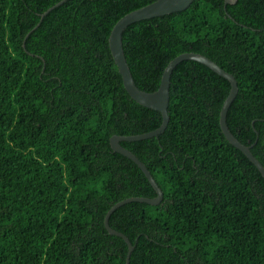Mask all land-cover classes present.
Returning <instances> with one entry per match:
<instances>
[{"label": "trees", "instance_id": "trees-1", "mask_svg": "<svg viewBox=\"0 0 264 264\" xmlns=\"http://www.w3.org/2000/svg\"><path fill=\"white\" fill-rule=\"evenodd\" d=\"M61 1L0 0V264H126L128 246L105 217L157 194L110 141L151 133L162 116L129 96L109 37L154 0H68L42 20ZM123 47L149 93L185 53L232 74L239 92L228 126L264 166V0H195L129 26ZM230 90L183 61L165 132L121 143L164 194L158 206L130 203L111 216L134 246L130 264H264V179L220 128Z\"/></svg>", "mask_w": 264, "mask_h": 264}, {"label": "water", "instance_id": "water-1", "mask_svg": "<svg viewBox=\"0 0 264 264\" xmlns=\"http://www.w3.org/2000/svg\"><path fill=\"white\" fill-rule=\"evenodd\" d=\"M67 1L68 0H63L60 3L56 4L54 7H52L51 9H49L44 15H42V20L49 12L62 6ZM194 1L195 0H156L154 4H151L150 6L142 8L140 10L134 11L126 15L125 17H123L121 20H119L118 23L114 26L112 33L110 35V39H109L110 50H111L113 59L119 68V72L123 78V83H124V87L126 91L131 96V98L134 101H136L139 105L146 107L148 109L158 111L161 113V116H162L161 126L157 130L151 133H146V134L136 135V136H126V137L114 136L111 138V141H110L111 147L114 152L119 153L129 158L141 169V171L144 173L145 177L148 179V181L150 182V184L152 185V187L154 188L157 194L155 198L131 197L126 200H123L115 204L108 211L105 217L104 225H105V229L107 230V232L111 236L122 238L128 246V256H127L126 264H130V257H131L132 252L134 251V246L126 235L114 230L110 226L111 216L118 209L130 203H141V204H147L151 206H158L162 203L164 194L162 190L159 188L158 184L156 183L155 179L151 175L146 165L140 159H138L136 155H134L132 152L124 148L121 145V142L122 141L137 142V141L157 137L160 134L165 132L170 122L168 107H169V102H170L171 77H172V73L174 69L176 68V66L182 61H186V60L196 61L208 67L212 71L216 72L218 75L225 78L230 83L231 85L230 93L227 99L225 100L223 107L221 109V112H220L221 131L223 135L225 136L226 140L237 150L241 151L250 160V162L256 166V168L261 173L264 179V167L260 163V161L251 152V149L254 147V145L247 146V145L242 144L232 134L228 126L227 117H228L229 109L239 92L238 83L232 74L222 69L213 60L201 54L185 53L173 59L168 64V66L166 67L162 75L161 84H160L159 89L156 92L149 93V92L142 91L138 88V86L136 85L134 81L132 73L130 71V68L128 66L126 56L124 53V49H123L122 34L129 25L135 22H138V21L147 20V19H151L155 17H160V16L184 11L188 9ZM237 2L238 0H225L226 5H234ZM40 24L41 23H39L38 27L40 26ZM29 35L30 34L26 36L25 40L29 37Z\"/></svg>", "mask_w": 264, "mask_h": 264}, {"label": "bare ground", "instance_id": "bare-ground-1", "mask_svg": "<svg viewBox=\"0 0 264 264\" xmlns=\"http://www.w3.org/2000/svg\"><path fill=\"white\" fill-rule=\"evenodd\" d=\"M155 2H156V0H154V2L151 3V4H154ZM151 4H149V5H147V6H150ZM147 6H145V7H147ZM145 7H143V8H145ZM140 9H142V8H140ZM140 9H138V10H140ZM186 10H187V9H186ZM136 11H137V10H136ZM184 11H185V10H184ZM133 12H134V11H133ZM181 12H182V11H181ZM131 13H132V12H131ZM176 13H178V12H176ZM129 14H130V13H129ZM172 14H173V13H172ZM169 15H170V14H169ZM164 16H166V15H164ZM124 17H125V16H124ZM160 17H163V16H160ZM155 18H158V17H155ZM151 19H154V18H151ZM147 20H150V19H147ZM142 21H146V20H142ZM142 21H138V22H135V23H139V22H142ZM117 23H118V22H117ZM135 23H133V24H135ZM133 24H131V25H133ZM131 25H129V26H131ZM129 26H128V27H129ZM128 27H127V28H128ZM127 28H126V29H127ZM126 29H125V30H126ZM125 30H124V32H125ZM124 32H123V33H124ZM111 33H112V32H111ZM110 35H111V34H110ZM109 39H110V37H109ZM122 43H123V34H122ZM109 47H110V45H109ZM123 49H124V47H123ZM110 51H111V50H110ZM124 53H125V52H124ZM125 56H126V55H125ZM112 57H113V56H112ZM126 60H127V59H126ZM186 61H187V60H186ZM182 62H183V61H182ZM182 62H181V63H182ZM127 63H128V62H127ZM179 64H180V63H179ZM179 64H178V65H179ZM116 65H117V64H116ZM178 65H177V66H178ZM128 66H129V65H128ZM177 66H176V67H177ZM117 67H118V66H117ZM129 68H130V67H129ZM118 69H119V68H118ZM130 71H131V70H130ZM119 73H120V72H119ZM131 73H132V72H131ZM120 75H121V74H120ZM132 76H133V75H132ZM122 79H123V78H122ZM123 85H124V83H123ZM124 88H125V87H124ZM138 88H139V87H138ZM125 90H126V89H125ZM127 93H128V92H127ZM129 96H130V95H129ZM130 97H131V96H130ZM135 102H136V101H135ZM169 103H170V102H169ZM169 117H170V116H169ZM160 135H161V134H160ZM113 137H114V136H113ZM124 137H126V136H124ZM157 137H158V136H157ZM153 138H154V137H153ZM149 139H151V138H149ZM145 140H147V139H145ZM141 141H142V140H141ZM122 142H128V141H122ZM122 142H121V143H122ZM134 155H135V154H134ZM126 158H127V157H126ZM128 159H129V158H128ZM131 161H132V160H131ZM263 167H264V166H263Z\"/></svg>", "mask_w": 264, "mask_h": 264}, {"label": "rangeland", "instance_id": "rangeland-1", "mask_svg": "<svg viewBox=\"0 0 264 264\" xmlns=\"http://www.w3.org/2000/svg\"><path fill=\"white\" fill-rule=\"evenodd\" d=\"M237 96H238V94H237ZM237 96H236V98H237ZM236 98H235V100H236ZM235 100H234V101H235ZM234 101H233V103H234ZM233 103H232V104H233ZM232 104H231V106H232ZM230 109H231V107H230ZM230 109H229V110H230Z\"/></svg>", "mask_w": 264, "mask_h": 264}]
</instances>
